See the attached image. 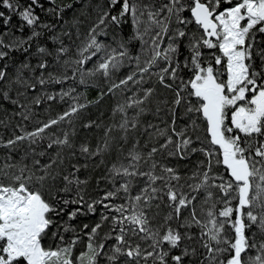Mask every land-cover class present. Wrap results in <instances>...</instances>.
Here are the masks:
<instances>
[{
  "label": "snow or ice",
  "instance_id": "1",
  "mask_svg": "<svg viewBox=\"0 0 264 264\" xmlns=\"http://www.w3.org/2000/svg\"><path fill=\"white\" fill-rule=\"evenodd\" d=\"M0 9V264H264V0Z\"/></svg>",
  "mask_w": 264,
  "mask_h": 264
},
{
  "label": "trees",
  "instance_id": "2",
  "mask_svg": "<svg viewBox=\"0 0 264 264\" xmlns=\"http://www.w3.org/2000/svg\"><path fill=\"white\" fill-rule=\"evenodd\" d=\"M0 10H2V9H0ZM12 23H13V24L17 23V19H16L15 17L13 18ZM95 97H96V93H95L94 91H92V92L89 93V98H90V99H95ZM109 103H110V102H109ZM104 107L106 108V107H107V104H105ZM101 110H103V109H101ZM90 112H91L93 115H95V114L97 113V109H96L95 107H93L92 109H90Z\"/></svg>",
  "mask_w": 264,
  "mask_h": 264
}]
</instances>
